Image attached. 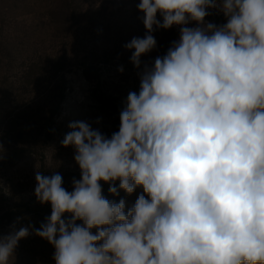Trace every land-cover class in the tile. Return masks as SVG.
I'll list each match as a JSON object with an SVG mask.
<instances>
[{"label":"clouds","instance_id":"1","mask_svg":"<svg viewBox=\"0 0 264 264\" xmlns=\"http://www.w3.org/2000/svg\"><path fill=\"white\" fill-rule=\"evenodd\" d=\"M137 8L145 35L124 46L137 69L156 30L178 26L179 39L143 65L117 132L69 123L62 145L74 147L81 177L69 192L58 172L36 171L34 195L51 214L0 236V264H15L33 233L54 247L55 264H264V0ZM208 9L227 22H207ZM101 182L113 196L142 194L126 209Z\"/></svg>","mask_w":264,"mask_h":264},{"label":"rangeland","instance_id":"2","mask_svg":"<svg viewBox=\"0 0 264 264\" xmlns=\"http://www.w3.org/2000/svg\"><path fill=\"white\" fill-rule=\"evenodd\" d=\"M138 3L0 0V236L13 224L16 230L30 224L39 228L50 216L51 205L34 195L37 170L61 174L69 192L73 179H80L74 147L62 145L69 123L88 122L110 137L112 115L105 104L100 110L94 97L124 109L129 92H139L143 65L179 39L178 26L156 30L157 47L141 57L137 69L130 61L132 50L124 46L145 35ZM208 11L207 22H227L218 9ZM101 184L103 195L117 203L124 199L126 209L142 194L137 188L131 195L119 190L113 196L109 184ZM54 251L33 233L19 241L15 264H55Z\"/></svg>","mask_w":264,"mask_h":264},{"label":"trees","instance_id":"3","mask_svg":"<svg viewBox=\"0 0 264 264\" xmlns=\"http://www.w3.org/2000/svg\"><path fill=\"white\" fill-rule=\"evenodd\" d=\"M94 98H95L94 101L99 105V108H101L100 110H103L102 106H105V105L107 106L105 109L109 110V112L113 118V125H114L113 130H114V132H117L119 130V125H120L119 116H120V112H121L122 108L118 105H115L114 100H110L109 102H105V100L101 99L100 97L95 96ZM115 186L116 187L119 186V181L115 182Z\"/></svg>","mask_w":264,"mask_h":264}]
</instances>
